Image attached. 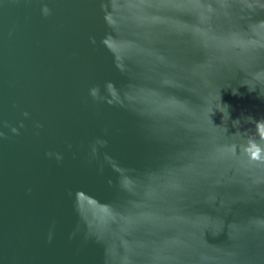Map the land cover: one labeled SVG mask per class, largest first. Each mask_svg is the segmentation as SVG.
Masks as SVG:
<instances>
[{
    "label": "water",
    "instance_id": "water-1",
    "mask_svg": "<svg viewBox=\"0 0 264 264\" xmlns=\"http://www.w3.org/2000/svg\"><path fill=\"white\" fill-rule=\"evenodd\" d=\"M0 264H264V0H0Z\"/></svg>",
    "mask_w": 264,
    "mask_h": 264
}]
</instances>
